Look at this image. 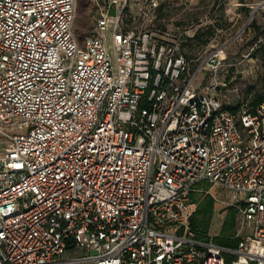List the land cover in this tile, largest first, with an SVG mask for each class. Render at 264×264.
<instances>
[{"label": "built area", "instance_id": "2783aa9c", "mask_svg": "<svg viewBox=\"0 0 264 264\" xmlns=\"http://www.w3.org/2000/svg\"><path fill=\"white\" fill-rule=\"evenodd\" d=\"M76 8L0 0V264H264V65L262 100L234 112L211 91L227 42L192 67L186 31L138 23L128 0L83 40ZM203 180L236 196L235 247L191 224Z\"/></svg>", "mask_w": 264, "mask_h": 264}, {"label": "rangeland", "instance_id": "374dc122", "mask_svg": "<svg viewBox=\"0 0 264 264\" xmlns=\"http://www.w3.org/2000/svg\"><path fill=\"white\" fill-rule=\"evenodd\" d=\"M108 1L77 0L74 26L80 40L91 30L98 7ZM143 1L128 0L129 15H136L138 23L143 21L152 25L156 22L174 30L186 31V35H193L198 28L201 29L200 39L186 40L184 34L181 40L184 43L182 50L195 62V66L192 62V67L200 64L214 45L227 42L226 57L218 71L219 83L216 87L212 86L211 91L219 95L225 105L235 106L240 102L243 107L250 106L254 94L261 91L264 65V57L257 50L264 43V8H258L251 14L260 0H162L158 11H150L146 16L139 13V5ZM205 38L209 39L207 43L201 40ZM209 72L202 69L195 84L206 85ZM250 86H253V92L248 94ZM6 144L0 136V152ZM190 195L194 221L209 237L216 240L233 233L242 237L248 231L242 225L239 207L235 204L236 196L231 190L216 183L199 181ZM209 203H213V208L209 207ZM200 204L201 209L195 213Z\"/></svg>", "mask_w": 264, "mask_h": 264}, {"label": "trees", "instance_id": "16d2710c", "mask_svg": "<svg viewBox=\"0 0 264 264\" xmlns=\"http://www.w3.org/2000/svg\"><path fill=\"white\" fill-rule=\"evenodd\" d=\"M248 8V7H247ZM129 9H127V13H128V16L129 17H131V15H129ZM131 14V13H130ZM161 28H165L166 26H162V25H159ZM186 35V34H185ZM201 36H202V32H201V29L200 28H198L197 30H196V32L193 34V35H186V40H192V39H200L201 38ZM183 39V38H182ZM202 40V42L203 43H207L208 42V40L209 39H207V38H205V39H201ZM184 43L181 41L180 42V49L182 50V48H181V45H183ZM258 50V52H260L261 53V55H263V57H264V43H262L260 46H259V48L257 49ZM182 52H184L185 54H186V52L184 51V50H182ZM186 57H187V59L189 60V62H190V64L192 65V62H193V66H195V62H194V60H193V58L192 57H190V56H188V55H186ZM253 92V86H250L249 88H248V94H251ZM262 100V90L261 91H259V92H256L255 94H254V96L252 97V99H251V102H250V106L249 107H247L249 110H251V111H254L255 109H256V107H257V105L260 103V101ZM226 107L227 108H229V109H231L232 111H234V112H238L239 110H241V108L243 107V105L239 102L237 105H226ZM207 182V180H203V181H200V182ZM209 182V181H208ZM191 196V195H190ZM211 202H212V200H211ZM201 207H202V205L200 204L199 206H198V209L195 211V213H198L199 212V210L201 209ZM209 207L210 208H213V203H209ZM191 224H192V226L195 228V229H197L198 230V232H199V235H201L202 236V234L203 235H205L206 237H208L209 238V236L205 233V231H203L202 229H200L198 226H197V224L195 223V221H194V217H193V215L191 216ZM231 236H234V233L233 234H231L229 237H222V238H216V240L215 239H213L214 241H216L217 243H220V244H223V245H227V246H233V247H235V246H237L238 245V242L240 241V239H241V237H238V236H234V237H231ZM211 238V237H210ZM224 238V239H223ZM250 264H257L255 261H252Z\"/></svg>", "mask_w": 264, "mask_h": 264}, {"label": "water", "instance_id": "95a60500", "mask_svg": "<svg viewBox=\"0 0 264 264\" xmlns=\"http://www.w3.org/2000/svg\"><path fill=\"white\" fill-rule=\"evenodd\" d=\"M255 10H256V8H253L251 14H253V13L255 12ZM109 12H110L111 14H115V8L112 7V6H110V8H109Z\"/></svg>", "mask_w": 264, "mask_h": 264}]
</instances>
